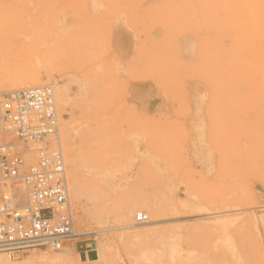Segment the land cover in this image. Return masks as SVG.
I'll return each instance as SVG.
<instances>
[{
  "label": "rangeland",
  "instance_id": "1",
  "mask_svg": "<svg viewBox=\"0 0 264 264\" xmlns=\"http://www.w3.org/2000/svg\"><path fill=\"white\" fill-rule=\"evenodd\" d=\"M0 69L61 91L87 232L0 260L264 264V0H0Z\"/></svg>",
  "mask_w": 264,
  "mask_h": 264
},
{
  "label": "built area",
  "instance_id": "2",
  "mask_svg": "<svg viewBox=\"0 0 264 264\" xmlns=\"http://www.w3.org/2000/svg\"><path fill=\"white\" fill-rule=\"evenodd\" d=\"M85 234L73 222L53 88L0 92V253L14 259L31 247L59 250Z\"/></svg>",
  "mask_w": 264,
  "mask_h": 264
},
{
  "label": "bare ground",
  "instance_id": "3",
  "mask_svg": "<svg viewBox=\"0 0 264 264\" xmlns=\"http://www.w3.org/2000/svg\"><path fill=\"white\" fill-rule=\"evenodd\" d=\"M134 16V15H133ZM125 17V16H124ZM1 70V69H0ZM11 73V72H10ZM29 73H27V71L25 70V71H22L21 72V74L20 75H22V77L23 76H27ZM8 75H10V74H8ZM11 76H14V74L12 75L11 74ZM1 77V76H0ZM16 77V76H15ZM2 78V77H1ZM14 78V77H13ZM9 80H10V78H8ZM21 79V78H20ZM26 79H27V77H26ZM2 81V80H1ZM20 81H22V79L20 80ZM11 82V81H10ZM12 83V82H11ZM5 84V83H4ZM43 84L41 83V81L40 80H37V79H30L29 81H27V82H23V83H15V84H12V85H10V87L12 88V89H10V90H13V89H19V88H27V87H36V86H42ZM9 86V85H8ZM54 94H55V98H56V100H55V102H56V105L57 106H60V103H61V95H62V93H61V91L60 90H58V89H56V92H54ZM64 125H65V123H64ZM62 131H64L65 130V128H64V126L62 125ZM66 137V136H65ZM78 157V155L77 156H75V159ZM78 161V160H77ZM72 163V160L69 158V156L67 155V154H65V164H66V166L68 167L70 164ZM72 190H73V194H76V193H80L81 191H82V186H81V184L80 183H78V184H76L75 185V187H73L72 188ZM72 194V195H73ZM79 195V194H78ZM17 200H20L19 198H17ZM154 212V211H153ZM153 212L152 211H150V222L151 221H153ZM148 216V215H147ZM75 225V224H74ZM64 246V245H63ZM61 247L60 249L63 251V252H69V250L70 249H67L66 247ZM94 250V249H93ZM100 249H98V253H97V257H98V260L100 259V260H102L101 258V254H100ZM24 256H20L19 255V258H23ZM19 258H17V259H19ZM17 259H11V261H15V260H17ZM47 259H48V256H47ZM46 259V260H47ZM77 260L78 261H83L80 257H77ZM91 261V260H93V259H90V258H88V259H85V261ZM56 261L57 262H59V263H64V264H68V261H67V257H66V254H63V256H61L60 258H57L56 259ZM0 264H12V262H9V261H4V260H0ZM58 264V263H57Z\"/></svg>",
  "mask_w": 264,
  "mask_h": 264
}]
</instances>
